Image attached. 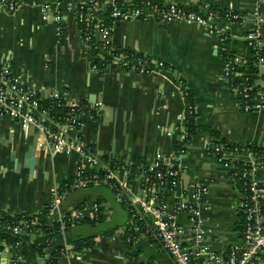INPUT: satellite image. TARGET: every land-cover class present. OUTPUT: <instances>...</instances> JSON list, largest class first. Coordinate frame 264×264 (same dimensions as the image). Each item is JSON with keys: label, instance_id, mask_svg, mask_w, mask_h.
<instances>
[{"label": "crops", "instance_id": "0c3cea01", "mask_svg": "<svg viewBox=\"0 0 264 264\" xmlns=\"http://www.w3.org/2000/svg\"><path fill=\"white\" fill-rule=\"evenodd\" d=\"M80 1L23 0L14 11L0 2V67L19 76L24 87L37 90L41 97L46 98L53 91L67 92L68 102H78L83 107L79 133L82 145L99 158H127L133 168L159 153L172 156L179 148V127L184 125L185 108L181 82H185L197 110V131L180 161L179 185L174 192L164 194L166 211L175 213L180 199L194 201L195 185H205L208 190L199 210L208 229L207 242L212 249L223 251L240 241L243 216L237 204L241 188L233 180L231 168L210 149L217 142L253 143L264 148V108L245 112L241 98L226 77V49L245 59L246 42L233 40L223 47L216 36L196 24L122 17L103 40L114 49L143 54L165 66L142 72L137 70L139 61L134 60L133 69L113 62L99 72L92 67L93 55L83 51L76 19ZM97 1L100 10L112 2ZM161 1L206 11L204 0ZM210 5L231 9L244 17V24L232 26L239 35L254 27L257 12L262 19L264 50V0H210ZM57 14L62 16L61 33L54 18ZM104 55L100 49L97 56ZM256 67L254 84L258 93H264V58ZM40 140L35 126L24 129L12 116L1 118L0 215L43 210L50 202L52 186L75 177L80 152L50 157L41 149ZM30 146L36 149L31 160L26 156ZM259 178L264 183V168ZM131 187L135 194L141 182L133 180ZM95 204L100 209L98 222H92ZM62 209L74 219L73 225L50 240L43 232L31 235L46 245L47 254L58 248L70 249V256L61 257L57 264H130L135 252L139 261L174 264L153 235L138 231L135 243L127 244L124 229L132 222V213L117 200L111 187L75 188ZM177 220L185 225L188 217L178 214ZM149 221L146 217L145 223ZM83 225L89 229L82 230ZM80 239L93 244L77 251L75 242ZM0 264H29L22 258V244L0 252Z\"/></svg>", "mask_w": 264, "mask_h": 264}, {"label": "built area", "instance_id": "2783aa9c", "mask_svg": "<svg viewBox=\"0 0 264 264\" xmlns=\"http://www.w3.org/2000/svg\"><path fill=\"white\" fill-rule=\"evenodd\" d=\"M23 0H0L9 11L18 8ZM118 1H122L118 4ZM205 10H194L176 2L163 3L144 0L134 4L132 0H112V16L118 18L134 17L147 20L155 18L165 22H188L203 28L208 34L216 36L219 43L226 45L233 40H244L252 50L255 65L264 58L261 17L256 12V23L245 34L239 35L232 26L244 24V17L227 9L222 10L210 5V0H204ZM76 19L83 37V51L90 52L94 60L104 59L108 52L115 50L103 37L112 27H102V23L94 21L100 10L97 0H81L78 3ZM49 11L50 6H45ZM260 8L257 7V11ZM58 33L62 32V16L57 14ZM96 49V53L93 52ZM105 52L104 57H98L99 50ZM226 77L232 89L241 98L245 112L264 108V93L251 95L248 88H241L232 81V74L239 72L245 62L240 53L226 49ZM127 55L121 54L113 62L131 68L133 61L126 60ZM110 63V64H111ZM163 68L164 62L152 57L139 61L140 71L145 72L146 66ZM99 71L96 65L92 66ZM100 72V71H99ZM232 81V83H231ZM255 83V81H254ZM185 108L183 111L184 125L179 127L178 141L180 143L174 155L159 153L152 160L142 162L137 168H132L127 158H99L90 148H85L79 133L83 127V107L78 102H68L67 92L53 91L46 98L41 97L37 90L24 87L19 76L12 74L6 67H0V120L3 116H12L22 128L35 126L40 132V147L45 149L50 157L56 154H72L80 152V159L72 182L55 184L51 188V199L48 204V217L51 216L66 230L73 225L74 219L67 216L62 204L75 188L92 186H108L115 193L117 200L125 204L132 213V222L124 229V238L129 246L136 240L138 231L155 236L169 254L174 264H264V183L260 180V172L264 168V154L251 149L247 145H237L233 148L227 143H215L210 149L213 155L225 166L231 168L233 180L240 185L241 199L237 207L243 216V226L240 241L230 244L223 251L212 249L207 242L208 229L200 218L199 207L207 193L205 185H195L194 201L180 199L176 204L175 213H167L164 202L165 192H174L180 183V161L189 147L191 137L188 130V119L195 116L197 110L193 102L188 100L189 91L185 82H181ZM51 100V102H46ZM172 135L171 132L167 133ZM139 180L141 187L132 193L131 181ZM93 219L100 218L99 205L95 204ZM132 210V212H131ZM43 210L32 214L31 219H14L3 221L0 215V232L11 230L21 233L24 228L29 232H43L40 215ZM178 214H186L187 224L177 220ZM149 218V224L145 218ZM190 236V237H189ZM11 246L0 237V252H6ZM133 250H131V253ZM69 248H61V256H70ZM130 264H154L149 261H139L131 254Z\"/></svg>", "mask_w": 264, "mask_h": 264}, {"label": "trees", "instance_id": "16d2710c", "mask_svg": "<svg viewBox=\"0 0 264 264\" xmlns=\"http://www.w3.org/2000/svg\"><path fill=\"white\" fill-rule=\"evenodd\" d=\"M144 0H132L134 4H139ZM153 2H160V0H151ZM122 1H118V4H121ZM113 11V4L109 3L104 10H100L97 12V17L94 21H98L102 23V27H112L116 23H118L120 20L118 18H114L112 16ZM80 27L83 28V24H80ZM96 49H93V52L96 53ZM121 54L127 55L126 60L127 61H144L146 58H149V56H145L143 54H134L130 50L120 49L117 48L113 50L112 52H108L106 54V57L104 59H96L93 61L92 66L96 65L100 72L103 71V69L107 68L112 61H114L116 58H119ZM227 54L225 53V57ZM150 65L146 66V70H150ZM132 68V65H131ZM127 70H130V67L127 68ZM137 70H140V66L138 65ZM258 71L257 67L255 65V58L252 56V50L247 47V55L245 58V62L242 65V67L239 69V72L232 74V81L240 86L241 88H248L251 95L255 96L258 95V89L254 84V81L257 77ZM188 100L192 102V96L191 93H189ZM46 102H51V100H46ZM188 130L190 133V137L196 133L197 131V123L195 116H191L188 119ZM230 147L237 146V144H229ZM252 150L261 152L264 154V148L258 147L255 144L249 145ZM132 167V166H131ZM133 168V167H132ZM135 169V168H134ZM73 178L68 179L64 182H72ZM40 219L42 222V229L45 230L47 233V237L50 240L53 238L56 234H58L61 231L60 225L56 222L55 219H53L51 216L48 217V206L43 208V212L40 215ZM31 219L32 214L25 213V212H17L16 214H9L4 213L3 214V221L5 220H21V219ZM100 218L93 219L92 222H98ZM70 227V225H69ZM240 227V226H239ZM32 233L29 232L28 228H24V230L21 233H14L11 230H2L0 232V237L4 238L6 241H8L12 245H17L18 243L22 244V258L25 259L29 264H57L59 260L61 259V248H58L55 252L51 254H47L45 251L46 245L40 244L39 242L35 241L31 237ZM93 244V241L88 239H80L75 242V250L82 251L86 248H89ZM134 255L136 256L137 253L135 252Z\"/></svg>", "mask_w": 264, "mask_h": 264}, {"label": "water", "instance_id": "95a60500", "mask_svg": "<svg viewBox=\"0 0 264 264\" xmlns=\"http://www.w3.org/2000/svg\"><path fill=\"white\" fill-rule=\"evenodd\" d=\"M35 153H36V149L33 146H30L26 156H27V158H29L31 160L35 156Z\"/></svg>", "mask_w": 264, "mask_h": 264}, {"label": "rangeland", "instance_id": "374dc122", "mask_svg": "<svg viewBox=\"0 0 264 264\" xmlns=\"http://www.w3.org/2000/svg\"><path fill=\"white\" fill-rule=\"evenodd\" d=\"M94 191H97L96 189H94ZM83 193H88V190H84V191H82ZM101 228H103V227H100L99 226V229H101ZM87 229H89V227L87 226V225H83L82 226V230H87ZM94 230H95V228H94Z\"/></svg>", "mask_w": 264, "mask_h": 264}]
</instances>
